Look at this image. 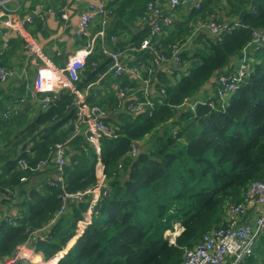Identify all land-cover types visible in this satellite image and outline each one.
Masks as SVG:
<instances>
[{"label":"trees","instance_id":"16d2710c","mask_svg":"<svg viewBox=\"0 0 264 264\" xmlns=\"http://www.w3.org/2000/svg\"><path fill=\"white\" fill-rule=\"evenodd\" d=\"M149 1L114 0L108 8L116 22L129 10L145 11ZM222 4L227 7H221L227 10V17L236 21L227 23L219 39L199 37V47L191 55H179V66L190 62L188 74L172 84L163 82L160 102L132 114L126 109L118 112L121 106L113 95L104 101L88 98L89 104L115 116V120L108 115L103 119L116 138L100 140L99 156L81 135L71 138L76 110L68 90H61L53 105L40 108L34 120L24 124L11 154L0 155V197L14 201L16 207L14 216L0 219V259L11 256L31 231L46 227L45 241L34 245L45 263L55 264L58 258L57 264H182L185 249L226 224L225 205L241 204L253 182H264V47L252 53L248 74L224 104L216 101L214 90L205 101L213 102V107L202 103L194 104L193 109L186 106L172 121L179 107L193 99L204 84L211 81L215 86L220 75L234 72L230 61L242 57L252 32H264V0L202 1L195 17L205 20L213 16L221 23L213 5ZM148 35H141L135 47L147 36L156 52L168 56L170 47L185 43L188 33L181 28L172 34ZM142 54L148 59L153 56L148 51ZM99 55L94 50L88 56L85 69L89 78L76 84L78 90L95 79L97 72L88 71L99 62ZM10 120L23 124L15 115ZM69 138L64 190L76 192L94 186L98 161L106 182L105 194L74 242L89 197L70 203L56 217L62 189L47 183L50 169L18 167L20 159L33 167L49 157V147ZM146 138L137 156L129 157L131 146ZM29 145L30 154H26ZM123 174L126 178L121 179ZM22 177L26 178L23 182ZM35 179L39 180L36 184ZM175 226L179 231L171 240L166 232H173ZM245 264H264V234Z\"/></svg>","mask_w":264,"mask_h":264},{"label":"crops","instance_id":"0c3cea01","mask_svg":"<svg viewBox=\"0 0 264 264\" xmlns=\"http://www.w3.org/2000/svg\"><path fill=\"white\" fill-rule=\"evenodd\" d=\"M113 1L114 0H109L106 2V6L109 7L110 3ZM153 1L157 2L159 5L162 13L161 17L167 20V24H163L161 27V33H165L166 35L172 34L181 28L188 33L185 43L178 46L179 55L181 53H188V55H191L192 52L199 47L197 43L199 37L205 36L215 38V35L210 31L208 26L210 21H215L212 18L213 16L205 20L195 17L197 9L194 7V4H201L202 1L209 2L210 0H191L187 5H182L173 9L170 7L167 0ZM88 3H93L95 5L100 4L99 0H0V67L15 72L14 78L5 79L3 81L0 80V155L6 156L8 153L9 155L11 154L10 150L18 139H16L15 136L17 137L18 132L22 130L24 124L34 120L41 108V98L43 94L37 93L31 95V92L37 69L43 64V61L34 54L29 53L25 49V43L27 41L34 43L37 48L40 49L44 60L52 66L57 68L64 67L68 59L81 51L86 42L90 41L101 29V21H95L89 25L84 36L77 35L79 17L81 13L86 10ZM213 3L214 1L211 4ZM216 7V5H213V10L218 19L222 21L221 24L236 21L233 18L227 17L225 14L227 10L225 9V12L224 9H222L227 7L223 4ZM28 13H33L32 22L27 24L21 33L16 32L12 27L3 23L7 18L13 20L21 19ZM62 14H65V19L62 18ZM154 21L155 18L149 11H142L140 9L127 11L125 16L116 22L111 15L105 18V37L102 41L98 40L97 46L94 48L96 54L101 53V56L99 55L100 60L96 64H93L91 66L92 68L88 71L89 74L97 72L96 77L93 81L88 82L83 90H79L80 92H87L88 96L86 98V103H89L88 98L96 99L93 101H104L111 95L118 98L117 88L121 86V84H124V82H127L125 88L128 94L127 100L139 99L142 95V91L146 90L148 100L153 104L154 101L158 102L161 99L163 82L172 84L182 76L188 74L190 62H185L181 66L174 64L172 60L155 63L152 61V56L151 59H148V57L145 56L146 54H142L143 51L147 50H133L136 48L134 44L140 41L139 38L141 35H151ZM143 40H141V42ZM101 47L108 50L123 48L120 49L125 53L122 59L123 63L133 66L137 73L123 74L119 78H112L106 72L109 60L107 56L102 53ZM246 53L250 62H253L254 59L251 56L253 52L247 49ZM240 59L231 60L229 66H231L233 70L236 69ZM103 65L104 67L102 69ZM88 78L89 76L84 67L79 76V80L71 83V85L77 89L76 84L82 83ZM69 84V81L65 80L63 84L55 87V93L58 95L61 90H67L68 87L66 86ZM214 90L215 86L213 82L209 81L204 84L193 99H187L185 103L179 107L180 110L173 116L172 121L178 117L179 112L184 110L186 106L188 107L196 102L206 101L213 95ZM16 98L20 100L15 103L14 99ZM120 106L121 108L119 107V109H117L118 112L126 109L123 105ZM13 107L16 109V112L9 118L3 119V111ZM14 115L15 117L17 116L23 124L19 126L13 123L11 124L10 118ZM107 115L110 119L115 120L113 114L107 113L105 117H107ZM3 125L5 126L3 127ZM163 127H161L159 131H161ZM1 129H3L2 132ZM147 140L148 138L144 141L135 143L136 152H138V148L145 147L142 145H144ZM19 148L20 146L17 150H19ZM54 175L55 174L51 170L50 177L54 178ZM124 178H126L125 174L121 176V179ZM37 180L38 179L34 180L35 184L39 181ZM105 183L104 185H106ZM70 203L72 202H69L67 205ZM13 204L14 201H9L5 196L1 195L0 219L12 217L16 214V207ZM252 211H254L253 207H248L246 214L250 215ZM46 229L47 228H45V230ZM259 241L260 237L255 246H257ZM56 261H58V258H56ZM44 264L47 263L44 262Z\"/></svg>","mask_w":264,"mask_h":264},{"label":"built area","instance_id":"2783aa9c","mask_svg":"<svg viewBox=\"0 0 264 264\" xmlns=\"http://www.w3.org/2000/svg\"><path fill=\"white\" fill-rule=\"evenodd\" d=\"M109 0H99V5L88 3L86 10L81 13L78 21L77 35L84 36L89 25L95 21H101V29L86 42L81 51L70 57L67 64L62 68H57L44 60L40 49L37 46L27 41L25 49L37 56L43 61V64L37 69L35 81L32 87L31 95L42 93L41 109L45 110L50 105H53L57 99L55 87L63 84L65 80L69 81L67 90L72 96L71 105L75 107V120L73 123V131L71 138L76 135H81L85 141L93 148L95 154L99 156L100 140L102 138H116V135L109 130L103 119L106 116L103 108L97 105L86 103L87 92H80L74 88L71 83L79 80V76L85 67L88 56L97 46L98 40L102 41L105 37V18L111 14V9L106 6ZM170 7L177 8L182 5H187L191 0H167ZM194 7L198 10L199 3H195ZM146 10L149 11L155 18L152 25L151 35H160L162 25L167 24V20L161 17V9L157 2L151 0L146 4ZM63 19L65 14L61 15ZM33 13H28L21 19L7 18L3 21L4 24L10 26L18 33L25 26L32 22ZM234 26L237 24L234 23ZM210 31L215 35L216 39L220 38V34L227 28V24L210 21ZM113 39V38H111ZM150 37L144 39L138 48L133 50H147L152 54V61L159 63L161 61L172 60L174 64H180L179 47L172 45L168 56L155 51L154 46L150 44ZM6 46V45H5ZM264 47V34L258 31L252 32V39L247 47L243 50L242 57L234 70L227 75L222 74L216 80L215 91L216 101L224 104L231 95L236 91L240 82L249 72L250 59L246 53L247 49L251 52L260 51ZM102 53L107 56L109 64L107 73L112 78H119L123 74H136L137 71L133 66L123 63L122 59L125 56L123 50H108L103 47ZM15 72L0 67V80L14 78ZM65 87V88H66ZM117 96L119 104L126 108V111L132 114L144 111L147 107H152V103L148 100L147 92L142 91L141 98L137 100H127L128 94L125 88L119 86L117 88ZM20 99H14L15 103ZM126 102V103H125ZM206 104L213 107L211 101L196 102ZM194 103V104H196ZM194 104L190 106L193 109ZM16 109L8 108L3 111V119L9 118L14 114ZM64 142L54 143L48 148L49 157L40 159L33 167L29 166L24 159L18 160L20 170L43 171L52 170L55 174L54 178H50L47 183L50 186L59 184L62 193L59 195L60 207L56 212V217L62 215L66 211V205L69 202H80L85 197H89L88 211L83 218L78 222L76 235L74 240L81 235L82 231L89 224L90 214L99 197L105 194V176L103 167L100 161L96 164V184L82 191L67 192L64 190L63 184V167L66 162L67 143L71 139ZM26 154H30V145L25 150ZM129 156L135 158L137 156L136 147L132 145L129 151ZM53 165V168H50ZM26 178H20V181H25ZM253 207L250 215L246 214L248 207ZM53 221V220H52ZM225 221L224 226L218 227L202 235L200 242L191 249H185L182 264H245L246 260L252 255L255 244L259 237L264 233V182H253L247 190L244 200L241 204H226L225 205ZM11 224V221H8ZM46 227L31 231L28 238L18 245L13 254L9 257L0 259V264H44L41 253L35 248L37 242L45 241Z\"/></svg>","mask_w":264,"mask_h":264},{"label":"rangeland","instance_id":"374dc122","mask_svg":"<svg viewBox=\"0 0 264 264\" xmlns=\"http://www.w3.org/2000/svg\"><path fill=\"white\" fill-rule=\"evenodd\" d=\"M178 231H179V227L175 226V230L173 232H166V235L169 237V239L172 240L174 238V236L178 233ZM72 241L74 242V239ZM72 241H71L70 245L73 243ZM48 263H50V262H47V264Z\"/></svg>","mask_w":264,"mask_h":264},{"label":"water","instance_id":"95a60500","mask_svg":"<svg viewBox=\"0 0 264 264\" xmlns=\"http://www.w3.org/2000/svg\"><path fill=\"white\" fill-rule=\"evenodd\" d=\"M258 32L264 34L262 30H258ZM55 264H57V261L55 262Z\"/></svg>","mask_w":264,"mask_h":264}]
</instances>
